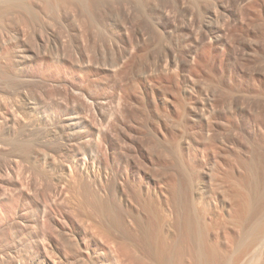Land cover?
Masks as SVG:
<instances>
[{"label": "rangeland", "instance_id": "rangeland-1", "mask_svg": "<svg viewBox=\"0 0 264 264\" xmlns=\"http://www.w3.org/2000/svg\"><path fill=\"white\" fill-rule=\"evenodd\" d=\"M4 202L3 264L264 223V0H0Z\"/></svg>", "mask_w": 264, "mask_h": 264}, {"label": "bare ground", "instance_id": "bare-ground-1", "mask_svg": "<svg viewBox=\"0 0 264 264\" xmlns=\"http://www.w3.org/2000/svg\"><path fill=\"white\" fill-rule=\"evenodd\" d=\"M3 196L7 199L6 194ZM0 208L1 222L11 209L7 202L0 204ZM37 210L36 224L48 214L46 204H40ZM132 223L134 227L138 226L137 221L110 215L109 224L115 228L112 231L114 237L102 243L101 251L94 252L95 264H251L253 257L264 249V223L260 220L248 231H243L242 236L237 232L225 239L224 236L209 237L199 233L194 223L179 222L175 235L156 240L141 230L137 231L140 227L133 230ZM8 263L14 264L13 261Z\"/></svg>", "mask_w": 264, "mask_h": 264}]
</instances>
